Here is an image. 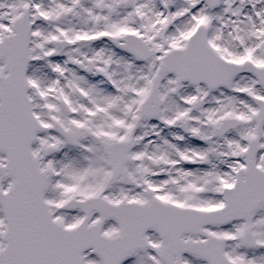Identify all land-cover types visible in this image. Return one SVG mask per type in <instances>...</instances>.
I'll return each mask as SVG.
<instances>
[{"label":"snow or ice","instance_id":"6c2138e0","mask_svg":"<svg viewBox=\"0 0 264 264\" xmlns=\"http://www.w3.org/2000/svg\"><path fill=\"white\" fill-rule=\"evenodd\" d=\"M0 264H264V0H0Z\"/></svg>","mask_w":264,"mask_h":264}]
</instances>
